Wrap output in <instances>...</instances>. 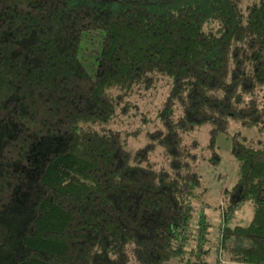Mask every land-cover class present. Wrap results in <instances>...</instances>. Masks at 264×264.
Listing matches in <instances>:
<instances>
[{"label": "trees", "instance_id": "1", "mask_svg": "<svg viewBox=\"0 0 264 264\" xmlns=\"http://www.w3.org/2000/svg\"><path fill=\"white\" fill-rule=\"evenodd\" d=\"M104 32L95 72L81 57ZM172 82L163 126L128 146L108 123L136 85ZM232 120L236 181L226 217L195 218L209 159ZM163 146L167 160L150 155ZM211 239L235 264H264V0H0V264H211Z\"/></svg>", "mask_w": 264, "mask_h": 264}, {"label": "rangeland", "instance_id": "2", "mask_svg": "<svg viewBox=\"0 0 264 264\" xmlns=\"http://www.w3.org/2000/svg\"><path fill=\"white\" fill-rule=\"evenodd\" d=\"M104 32L102 30L87 31L82 42L81 57L92 72H95L97 56L102 46ZM172 77L168 74H160L159 79L152 86L136 85L128 96L129 105L126 110L120 106L111 121L109 127L116 128L122 133L125 143L130 147H138L145 144L149 137L148 131L158 126H163L160 118L161 105ZM209 123L197 125L194 129L185 130L186 142L192 139L198 141L197 151L199 158L195 167L201 174L204 186L199 197L194 201L195 218L200 215L212 220V235L216 237L220 224L225 220L232 223H247L253 214V205L250 201L240 203L232 213L226 217L224 213L223 189L226 185L233 184L238 177L239 164L231 149V135L234 130H240L250 136H259L256 127H248L240 122L232 120L229 131L218 133V149L221 154L219 162L209 159L210 150L207 147L209 140ZM150 160L158 165L166 163L167 154L163 146L158 145L150 155ZM210 246L208 260L211 264H235L227 259L226 254L220 255L217 247L207 242Z\"/></svg>", "mask_w": 264, "mask_h": 264}]
</instances>
